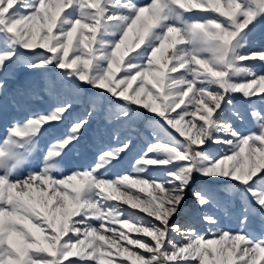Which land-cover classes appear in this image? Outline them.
Returning a JSON list of instances; mask_svg holds the SVG:
<instances>
[{
  "label": "snow or ice",
  "instance_id": "snow-or-ice-1",
  "mask_svg": "<svg viewBox=\"0 0 264 264\" xmlns=\"http://www.w3.org/2000/svg\"><path fill=\"white\" fill-rule=\"evenodd\" d=\"M262 22L264 0H0V264H264Z\"/></svg>",
  "mask_w": 264,
  "mask_h": 264
},
{
  "label": "rangeland",
  "instance_id": "rangeland-1",
  "mask_svg": "<svg viewBox=\"0 0 264 264\" xmlns=\"http://www.w3.org/2000/svg\"><path fill=\"white\" fill-rule=\"evenodd\" d=\"M254 41L253 45L255 47H261L264 46V22L257 25V28L254 33ZM47 74H29L27 72H24L23 70L17 71V76L15 79H11L9 81V93L14 92L18 88H25L30 85L37 87L39 95L36 97H33L30 101H28V105L32 108H41L46 106L47 103V95L43 92V84L42 81L46 79ZM41 96L43 99H41ZM252 125L249 123V121H245L241 127L243 128H249ZM105 142H107V137H105ZM144 141L142 139L137 140V143L135 147L133 148V151L128 154L124 158L121 164L117 165L112 172L123 174L125 171H131V165L133 163V157L136 156V154L140 151L142 147H144ZM217 147L214 145L212 148L209 149V151L215 153L217 152ZM92 159V152L90 150H87L83 147H79L77 149H73L68 153V155L65 157V164H64V174H68L70 171H72L76 166L78 165H87L91 162ZM191 192V189L189 190ZM191 203V200H190ZM187 207V206H186ZM210 211H215L214 209H209ZM217 214L221 217V220L223 222V225L226 227H236L235 219L230 216L229 214L225 213L224 211H218ZM185 214L182 212V216ZM199 228V224L197 225ZM202 234L207 231V228H200ZM252 230L255 234H259L261 231V224L258 219L253 220L252 222Z\"/></svg>",
  "mask_w": 264,
  "mask_h": 264
}]
</instances>
